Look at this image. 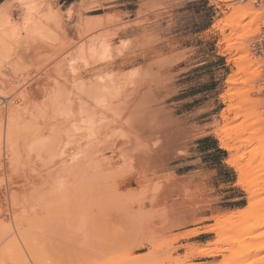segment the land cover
I'll list each match as a JSON object with an SVG mask.
<instances>
[{"label": "rangeland", "instance_id": "obj_1", "mask_svg": "<svg viewBox=\"0 0 264 264\" xmlns=\"http://www.w3.org/2000/svg\"><path fill=\"white\" fill-rule=\"evenodd\" d=\"M10 1L0 14V264H244L253 243L264 248V226L254 228L264 194L250 200V178L240 183L229 163L245 153L241 164L264 177V159L249 155L264 137L259 30L243 39L224 26L256 7ZM240 67L259 74L243 85ZM232 90L246 99L228 102ZM232 104L256 114L233 122ZM221 129L232 145L262 137L229 152Z\"/></svg>", "mask_w": 264, "mask_h": 264}, {"label": "bare ground", "instance_id": "obj_2", "mask_svg": "<svg viewBox=\"0 0 264 264\" xmlns=\"http://www.w3.org/2000/svg\"><path fill=\"white\" fill-rule=\"evenodd\" d=\"M15 1V0H14ZM218 1H221V2H231V1H234V0H218ZM10 3H12L11 1L9 2V3H5V4H3L1 7H0V14H2V13H4V12H6L7 11V7L8 6H10L11 4ZM7 12H9V10L7 11ZM10 12H12V11H10ZM260 14H253L252 15V17H250V21L248 20L249 19V17H248V19H247V12H246V10H244V8H237V11H236V16L235 17H233V18H231V19H229L225 24H224V26L225 27H227V26H229V25H233V26H235L236 28H237V32H240V31H242L243 33L241 34V38H243V39H246V38H248V37H252V36H254L257 32H258V30H259V26H260ZM247 19V22L245 23V20ZM57 21H58V19H57ZM249 21V22H248ZM38 43V42H37ZM31 44H32V42H31ZM31 44H30V46H31ZM40 44V43H39ZM33 45V44H32ZM41 46V45H40ZM39 46V47H40ZM32 47V46H31ZM37 47V46H36ZM43 47V46H42ZM29 49H30V47H28ZM40 50H43V49H40ZM28 51V49L26 50V52ZM29 52H30V50H29ZM35 52H37L38 53V51H35ZM47 52V51H46ZM37 53H35V54H37ZM41 53H43V52H41ZM40 53V54H41ZM27 54H28V52H27ZM39 54V53H38ZM39 54V55H40ZM41 56V55H40ZM33 60H35L34 58H33ZM30 61H32V60H30ZM34 62V61H33ZM40 62V61H39ZM38 62V63H39ZM30 63V62H29ZM34 65V64H33ZM35 65H37V64H35ZM34 65V66H35ZM256 67H257V65H256ZM240 73H243L244 74V76L246 77V79L245 80H243L241 83L243 84V85H246L249 81H251L252 79H253V77L254 76H258V74H259V72H258V74H253V75H249L248 73H247V69H243V68H241L240 67ZM260 70V69H259ZM238 80V79H237ZM229 82L230 83H232V84H236V83H238V82H236V81H234V79L232 78H230V80H229ZM233 90H234V88H232ZM232 90V91H233ZM231 91V90H230ZM254 91V90H253ZM256 91H257V89H256ZM247 94H248V92L247 91H244V92H242V93H240V94H237L235 91H233V92H229V96L227 97V98H229V99H227L228 100V102L230 101V102H232L233 103V101H234V98L236 99L237 97L238 98H240L242 101L244 100V99H246V96H247ZM237 96V97H236ZM256 112L258 111V110H255ZM225 112L227 113V116H228V114L230 115V113H233L234 112V118H232L233 120V122L235 121H238V119H243L244 121H246V119L248 120L249 118H253V116H255V115H253L255 112H252V111H248V110H242L240 107H239V105L237 104V106H236V104L235 105H230L229 107H227L226 108V110H225ZM224 113V112H223ZM259 112H257V114H258ZM256 114V113H255ZM260 114V113H259ZM261 116V115H260ZM223 119H227V117H226V114L224 113L223 114ZM262 119V118H261ZM263 120V119H262ZM261 120V121H262ZM259 123V122H258ZM257 123V124H258ZM263 125V124H262ZM264 127V126H263ZM241 129V128H240ZM261 129V128H260ZM16 130H17V128H16ZM16 130H14V132H16ZM242 130V129H241ZM241 130H238L239 132L241 131ZM131 131V130H130ZM259 132V133H258ZM257 133L258 134H260V133H263V131L261 130V132L260 131H258ZM14 134V133H13ZM254 134V133H253ZM253 134H251L248 138H246L245 140H240V139H236V140H234V141H237V142H235V144H231L230 143V141L232 140V136H231V134H230V131L229 130H219L218 131V139H219V141H220V144H221V148L222 149H224V150H226V151H229V152H234V151H239V149L241 148V147H246V146H248L249 144H252V143H254L255 141H257V139H259L260 137H262L261 135H258V136H260V137H258L257 139H255L254 137L255 136H257V134L255 135L254 134V136L252 137V135ZM14 135H18V134H14ZM262 135H264V134H262ZM132 136V135H131ZM14 139H15V137H14ZM149 142V141H148ZM257 143L259 144L255 149H253L252 151H250L249 152V155H252L253 156V158H252V160H254V159H257V158H263L264 159V137L263 138H260V140L259 141H257ZM239 144V145H238ZM157 145V144H156ZM132 146V145H131ZM168 147V146H167ZM156 149V148H155ZM149 155V154H148ZM152 157V156H151ZM156 158V157H155ZM245 158V153H243V154H240V155H233L231 158H230V160H229V163L231 164V165H234L237 169H238V172H239V182L240 183H244L245 182V180H246V178H247V176L250 178V182H251V184H252V187H250V188H248V191H249V193H250V200L253 198V197H255V195L257 196V195H259V194H264V177H262L261 179H260V177L259 176H256V175H254V173L250 170V171H248L247 170V168H245L242 164H241V161L243 160ZM134 159V158H133ZM135 161V160H134ZM154 163V162H153ZM264 200V199H263ZM250 214V209H244V210H241V211H239V212H237L236 213V215H234V216H231L232 218H231V220L233 219V221L234 220H241V219H243L244 217H247L248 215ZM230 218V217H229ZM240 218V219H239ZM230 220V219H229ZM262 226H264V213H259V215H258V222L256 223V225L254 226V228H260V227H262ZM258 236V235H257ZM260 237V236H259ZM259 239V238H258ZM253 242H255V241H253ZM254 245H251L250 247H248L247 249H246V251L244 252V254H243V260H244V264H252L253 262H255L256 260H257V257H258V254H259V252L262 250V249H264L263 247H260V245L259 244H256V243H253Z\"/></svg>", "mask_w": 264, "mask_h": 264}, {"label": "built area", "instance_id": "obj_3", "mask_svg": "<svg viewBox=\"0 0 264 264\" xmlns=\"http://www.w3.org/2000/svg\"><path fill=\"white\" fill-rule=\"evenodd\" d=\"M242 1L250 2L254 7H256L261 12L259 32L251 43V52L255 57L259 58L264 65V0H242ZM261 85L263 87V92H264V74H263V79L261 81Z\"/></svg>", "mask_w": 264, "mask_h": 264}, {"label": "crops", "instance_id": "obj_4", "mask_svg": "<svg viewBox=\"0 0 264 264\" xmlns=\"http://www.w3.org/2000/svg\"><path fill=\"white\" fill-rule=\"evenodd\" d=\"M7 1H10V0H0V7L5 4ZM173 1H176V0H169V2H173Z\"/></svg>", "mask_w": 264, "mask_h": 264}]
</instances>
